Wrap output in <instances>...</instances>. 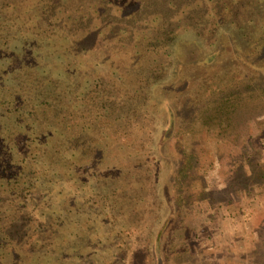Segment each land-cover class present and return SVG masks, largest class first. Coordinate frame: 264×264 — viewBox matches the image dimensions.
Instances as JSON below:
<instances>
[{"label": "rangeland", "instance_id": "obj_1", "mask_svg": "<svg viewBox=\"0 0 264 264\" xmlns=\"http://www.w3.org/2000/svg\"><path fill=\"white\" fill-rule=\"evenodd\" d=\"M115 3L126 11L134 0ZM200 4L192 3L167 21L148 17L130 37L119 32L123 24L107 27L98 13L91 26L85 27V20L83 27L67 31L70 50L61 59L62 88L78 92L90 75H107L108 82L97 94L106 109L84 112L94 119L82 134L106 138L96 139L101 149L87 156H93L92 165L79 170L83 179L63 181V186L73 184L72 189L90 194L96 180L94 198L86 202L94 212L83 225L94 233L92 241L104 233L116 245L127 240V249L116 247L119 255L129 254L126 264H264V53L258 37L247 44L237 39L234 25L217 29L212 15L201 11L207 5ZM195 9L203 15L192 14ZM258 28L252 33L257 35ZM99 29L102 33L96 34ZM41 30L47 37L55 32L50 25ZM224 31L233 36L225 33L220 40ZM232 39L253 55L246 61L232 55ZM217 46L221 53L204 62L203 56ZM53 55L49 69L55 68ZM131 62L134 69L128 67ZM137 191L138 204L117 210L132 215L124 231L128 234L117 237L114 226H100L95 218L100 199L118 208V197L126 199L131 192L136 197ZM44 234L51 245H37L31 263L57 264L52 250L67 241ZM86 242L82 256L93 254L94 263L107 262L109 253L91 252L96 241L89 247ZM69 250L67 244L57 256L74 262L76 254Z\"/></svg>", "mask_w": 264, "mask_h": 264}, {"label": "trees", "instance_id": "obj_2", "mask_svg": "<svg viewBox=\"0 0 264 264\" xmlns=\"http://www.w3.org/2000/svg\"><path fill=\"white\" fill-rule=\"evenodd\" d=\"M115 1L122 0H0V264H32L36 246L51 245L44 233H51L56 240L65 238V247L68 244L69 251L76 254L74 262H66L65 257L57 256L58 252L65 251V247H54L52 252L57 264H96L93 254L85 257L80 252L87 240L91 241V244L86 242L87 247L96 241L97 248L91 252L103 249L105 254L109 253L104 264H126L129 259L127 252L116 253L118 245L127 249V240H119L120 243L117 239L116 245L115 239L104 233L103 237L96 234L98 239L92 241L90 238L94 233L87 229V224L83 225L91 211L94 212L86 202L94 198L96 180L87 190L92 192L90 194H86V190L72 189L73 184L63 186V181L83 179L79 170L92 165L93 156L90 159L87 156L101 149L96 139L104 141L106 138H85L82 134L90 125L88 122L94 119L84 112H95L98 107L106 109L97 94L105 91L104 82H108L107 75L93 78L90 75L84 78L78 92H72L69 86L62 88L61 83L65 80L61 59L68 57L70 50L67 31L83 27L85 20V27L91 26L89 21L94 13H98L100 21L107 27L123 24L119 32L128 33L130 37L135 34L137 25L148 17L167 21L197 2L207 5L206 10L202 7L201 11L204 15H212L217 29L227 30V26L234 25L231 30H237V39L247 44L249 38L258 37L257 47L264 53V0H134L133 7L126 11L116 7ZM194 12L199 17L203 15L198 9L192 14ZM52 16L57 18L56 22ZM46 25L54 29V35L45 36L41 29ZM256 27H259L257 35L252 33ZM101 31L97 30L96 34ZM225 33L230 34V38L233 36L230 31H224L220 40ZM86 34L83 28L81 37L85 38ZM230 43L233 44L232 55L245 61L253 55L248 47L247 52L240 48L241 44L236 40L232 39ZM93 48L94 44L91 50ZM52 53L56 55L52 56L55 68L49 69L48 57ZM220 53L217 46L203 56L204 62L213 60ZM128 67L134 69L135 64L131 62ZM109 76L113 81V74ZM108 95L107 91L106 96L110 98ZM131 193L126 199L117 198L118 208L100 199L103 205L95 218L98 217L100 226H114L111 229L114 236H122L130 229V211L119 214L117 210L123 204L125 210L132 207L127 203L135 201L138 204V191L136 197ZM67 196L72 199L66 200ZM69 205L76 211L71 212ZM71 235L76 239L82 237L84 242H71Z\"/></svg>", "mask_w": 264, "mask_h": 264}]
</instances>
